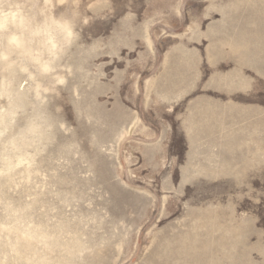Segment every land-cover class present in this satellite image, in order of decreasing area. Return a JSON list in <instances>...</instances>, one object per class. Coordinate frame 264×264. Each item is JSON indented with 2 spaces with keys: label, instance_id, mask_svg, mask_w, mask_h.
Returning a JSON list of instances; mask_svg holds the SVG:
<instances>
[{
  "label": "rangeland",
  "instance_id": "1",
  "mask_svg": "<svg viewBox=\"0 0 264 264\" xmlns=\"http://www.w3.org/2000/svg\"><path fill=\"white\" fill-rule=\"evenodd\" d=\"M50 3L76 33L44 78L52 130L0 180L31 205L25 255L264 264V0Z\"/></svg>",
  "mask_w": 264,
  "mask_h": 264
},
{
  "label": "clouds",
  "instance_id": "2",
  "mask_svg": "<svg viewBox=\"0 0 264 264\" xmlns=\"http://www.w3.org/2000/svg\"><path fill=\"white\" fill-rule=\"evenodd\" d=\"M51 7L50 0H0V180L6 184L18 186L33 174L52 130L44 78L76 39L72 20L54 15ZM30 208L0 202V264H9V257L20 264L22 256L24 264H33L24 245L38 237L22 219Z\"/></svg>",
  "mask_w": 264,
  "mask_h": 264
}]
</instances>
